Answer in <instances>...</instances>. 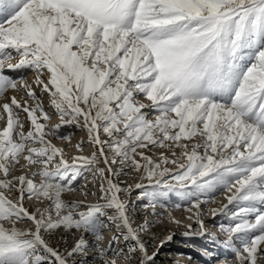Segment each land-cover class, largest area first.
Wrapping results in <instances>:
<instances>
[{"label": "snow or ice", "instance_id": "obj_1", "mask_svg": "<svg viewBox=\"0 0 264 264\" xmlns=\"http://www.w3.org/2000/svg\"><path fill=\"white\" fill-rule=\"evenodd\" d=\"M71 126L90 155L52 142ZM82 169L97 190L64 199ZM130 172L191 186L198 227L183 235L213 242L195 193L223 187L210 211L233 220L219 226L231 258L218 264L264 260V0H0V264H156L145 237L159 220L136 224L124 198L145 185L115 179ZM144 195L157 215L160 195Z\"/></svg>", "mask_w": 264, "mask_h": 264}, {"label": "rangeland", "instance_id": "obj_2", "mask_svg": "<svg viewBox=\"0 0 264 264\" xmlns=\"http://www.w3.org/2000/svg\"><path fill=\"white\" fill-rule=\"evenodd\" d=\"M12 75L19 77L20 75H26L28 80L31 81L33 78V73L29 71H22L20 73H12ZM16 94L18 96L23 95V93H13L11 90L7 93V95L11 96ZM45 106L47 107L48 98L47 96L43 97ZM51 124L59 123V119L57 116H53L50 122ZM27 129V125H26ZM61 135L69 136L70 139H59L52 138V142L57 146L65 149L66 158L71 159L72 157H76L79 155H90L94 150L95 146L88 143L87 133L84 130L77 129L75 126L65 127L61 129ZM102 139H107L106 136L101 137ZM82 144L81 149H77L76 145ZM156 152V149L152 150ZM151 155L152 153H148ZM23 163V161H21ZM170 168L173 166L169 165ZM127 171V170H125ZM173 171L175 169L173 168ZM117 182L121 183V186H126L127 184L139 182L143 183L145 186L142 189H134L130 195L125 194L124 198L129 202V211L131 212L132 219L136 224L142 223L145 219L151 221H157L154 227L151 228L149 235L145 237L146 242L148 243L149 252H157L156 264H176L177 260L174 257H178L179 259L186 260L182 264H199L200 261L207 264H218L220 260H223L225 257L231 258V253L225 248V246L220 243L224 239H227V236L220 231V225L224 224L225 226L233 223V220L230 215L219 214L215 218L211 215V209L219 208L223 204L227 203L226 200V192L223 187H217L210 192H204L203 194L196 192L195 195L198 196L201 200H206L207 203H203L201 205L202 210L204 212L203 219L205 221L206 227L208 231L214 234L217 237V240L213 242L209 237H199V236H184L183 233L189 231L188 225L192 224L193 229H197V225L194 223V220H189L187 217L192 215L191 212L186 209L190 207L189 198L185 195V193L191 192L192 188L189 186L185 189H169L164 185H160L159 187H155L154 184H150L146 179H142L137 173L130 172L128 174H121L115 178ZM165 179L170 180L171 177H165ZM99 179H93V172L82 169V174L78 178L75 183V188L77 189L74 193H66L64 195V199L66 200H81L85 199L80 192L81 189L84 191H96L99 186ZM86 186V187H85ZM156 192L160 195V199L155 201L157 209L155 212L157 215H152L153 209L149 205V201H145L144 199H148L145 196V193H153ZM99 193L97 192L96 196H88L87 202H95ZM149 200V199H148ZM140 201V202H138ZM26 206L30 210H35L38 206V202L35 200L26 201ZM151 207V208H150ZM230 210H235L234 205H229ZM169 215L176 220H180L181 224L177 225L168 219ZM223 222V223H222ZM21 227L25 225L21 224ZM115 234V229L113 228L111 231H105L104 235L106 237L104 244L107 246L108 237H111ZM168 235H172V239L170 241H166L163 247L158 249V245L162 240H165ZM208 240L210 243L205 242L203 245L198 244L199 240ZM60 240V234L56 233L52 243L56 244L57 241ZM68 244L71 245L72 238L67 237ZM122 244L123 242L120 241ZM199 245L203 249H209L214 253V258H209L202 255V252L199 249ZM178 248L183 251V255H178L175 250ZM178 251V250H177ZM182 256V257H181ZM192 259L189 260L188 258ZM207 259V260H206ZM123 264V261L120 262ZM260 264H264V260L260 261Z\"/></svg>", "mask_w": 264, "mask_h": 264}, {"label": "bare ground", "instance_id": "obj_3", "mask_svg": "<svg viewBox=\"0 0 264 264\" xmlns=\"http://www.w3.org/2000/svg\"><path fill=\"white\" fill-rule=\"evenodd\" d=\"M175 250H176V252H178V253H177L178 255H180V254L183 255L182 253H184L183 251L179 250L178 248H175ZM177 250H178V251H177ZM181 257H182V256H181ZM177 258H178V257H177ZM182 260H183V259H182ZM206 260H207V259H206ZM203 264H207V262L204 261Z\"/></svg>", "mask_w": 264, "mask_h": 264}]
</instances>
